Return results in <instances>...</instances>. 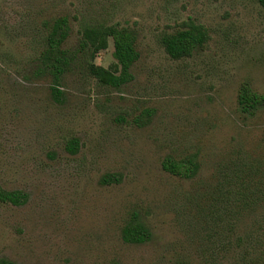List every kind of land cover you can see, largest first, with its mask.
Returning <instances> with one entry per match:
<instances>
[{
	"label": "rangeland",
	"instance_id": "rangeland-1",
	"mask_svg": "<svg viewBox=\"0 0 264 264\" xmlns=\"http://www.w3.org/2000/svg\"><path fill=\"white\" fill-rule=\"evenodd\" d=\"M62 17L70 50L86 25L130 28L132 78L102 84L82 54L55 77L44 54ZM189 20L211 39L173 59L161 37ZM246 82L264 94L259 0H0V186L26 196L0 202V259L264 264V107L241 109ZM169 158L194 174L165 170ZM133 222L146 241L124 240Z\"/></svg>",
	"mask_w": 264,
	"mask_h": 264
},
{
	"label": "trees",
	"instance_id": "trees-1",
	"mask_svg": "<svg viewBox=\"0 0 264 264\" xmlns=\"http://www.w3.org/2000/svg\"><path fill=\"white\" fill-rule=\"evenodd\" d=\"M264 8V0H259ZM70 31L69 20L62 17L55 21L45 50L44 59L48 70L55 77L60 78L70 68L71 63L79 54L86 56L87 67L97 80L105 85L119 87L132 78L131 67L139 58L136 45V35L127 27L118 25H86L82 28L79 46L76 50L63 48ZM114 42V57L116 61L105 67L95 62L99 53L108 49L110 40ZM209 29L201 23L189 20L184 27L173 33L162 35L161 42L165 51L173 59H181L192 56L196 50L204 48L210 41ZM53 91L60 94L61 90L56 86ZM238 102L245 112H253L264 107V94L253 90L249 83H243ZM165 170L183 177H191L195 168L183 161L167 159L163 163ZM26 196L20 191L5 190L0 186V202L21 204ZM124 240L130 243L144 242L149 237L148 230L139 223H131L125 227ZM0 264H15L7 259H0Z\"/></svg>",
	"mask_w": 264,
	"mask_h": 264
}]
</instances>
